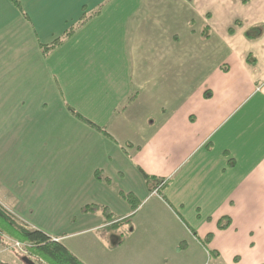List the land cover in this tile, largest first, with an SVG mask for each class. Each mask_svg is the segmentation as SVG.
<instances>
[{
    "label": "crops",
    "instance_id": "1",
    "mask_svg": "<svg viewBox=\"0 0 264 264\" xmlns=\"http://www.w3.org/2000/svg\"><path fill=\"white\" fill-rule=\"evenodd\" d=\"M235 1L230 4L235 9L217 12L216 7L196 6L195 0H148L142 10L132 2L127 6V0H120L118 6L113 5L115 0H18L20 5L0 0V205L17 223H25L18 224L40 229L65 244V236L36 228L27 215L45 198L50 176L46 174L53 169H47L44 153L55 161L63 148L62 138L69 137L76 143L75 151L92 156V143H88L94 141L93 129H84L86 146L72 137V122L78 121H51V116H43L47 121H34L37 129L31 131L33 117L29 108L25 111L19 105L25 89L17 77L29 47L52 43L85 13L95 15L63 43L71 44L72 56L85 46V61H100L105 71L101 77L118 79L112 81L118 102L113 120L102 133L109 158L106 167L91 169L95 186L89 188L86 181L79 186L78 180L73 184L71 215L74 221L77 213L83 216L81 228L69 235L96 232L104 242L109 230L125 228L140 212L149 218L158 206L170 217L173 241L187 233L201 249L199 241L216 232L222 217L233 220V208L264 201V0ZM108 62L113 63L107 67ZM15 108L23 111L21 121L14 117ZM110 144L117 153L110 154ZM24 151L29 160L22 163L21 171V162L15 161L22 159ZM180 170L185 180L196 172L203 175L195 174L199 181L189 189L184 181L166 193L151 188L144 176L159 172L176 177ZM130 172L143 176V183L126 184ZM57 173L55 168L53 175ZM200 181L205 183L202 187ZM179 186H186L180 187L182 198H187V192L198 197L200 206L218 208L208 210L203 220L200 213L192 223L186 199L179 202ZM91 204L99 208L88 209ZM203 225L206 231L201 230ZM0 229L4 233L0 234V264H26L12 245L13 235ZM123 244L104 243L103 255L122 264L125 255L114 256L121 254ZM67 248L80 258L79 248ZM137 253L145 262L151 259L143 249Z\"/></svg>",
    "mask_w": 264,
    "mask_h": 264
},
{
    "label": "rangeland",
    "instance_id": "2",
    "mask_svg": "<svg viewBox=\"0 0 264 264\" xmlns=\"http://www.w3.org/2000/svg\"><path fill=\"white\" fill-rule=\"evenodd\" d=\"M115 1L116 3H111V5L118 6L120 0ZM130 2L136 6L139 4V10H142L147 8L148 0H127L126 5L129 6ZM195 2L196 6H203L202 8H208V10L216 7L217 12H219L225 7L234 8V5L230 4L236 1L195 0ZM237 11L238 8L235 13ZM223 15L224 12L222 17ZM218 17H221V15ZM79 29H76L74 33H77ZM70 37L68 36L65 41ZM62 44L63 47L61 49L63 50L60 52L61 49H58L59 52L56 56L52 55L51 52L53 50L44 51L42 46H38V49L34 46L29 47L24 57L26 61H20L21 67L19 69V71L26 73L20 72V76L17 77H20L18 84L25 89L24 99L19 101V105L21 108L24 105L25 111L29 108V117L32 115L33 121H30L28 116H24V119L31 122V131L37 129V126L33 127L34 121H47V119L44 120L43 116L46 118L51 116V121H78L76 124L72 122V137L77 138L79 146H86L87 132L84 129H93L94 141H89L88 143L89 146L92 143V156L90 152L81 154L79 151H75L73 147L76 146V143L69 137L62 138L63 148L60 153L57 152L55 161L54 158L49 157L47 152L44 153L43 161L47 169H53L51 170L52 172L46 174L50 176L45 181V198L41 200L38 209H35L31 215H27L30 218V223L34 224L36 228H44L50 231L51 234L65 236L66 247L79 248L81 251L79 256L81 259H79L84 262L87 259V264H119L118 259L113 260V257L108 259L107 256L103 255L106 253L103 248L105 246L104 243L108 242L112 247L113 244L119 241L124 242L125 245L123 244L121 247V254L118 253L114 257L125 255L126 260L122 261V264H264V201L246 208L240 206L233 208V220L230 224L224 228L218 227L216 232H213L214 229L211 230L213 232L211 235L214 236L212 237L214 240H212L213 243L211 242L212 245H210L208 238L206 239L205 237L200 240L201 242L199 241L202 245V250L198 248L197 242L187 233L178 235L179 237L175 241H178V243H175L173 237L169 234L172 224L170 217L158 206L156 208L157 211L149 218L143 216V212H140L134 218V222L123 225L125 228L106 230L109 233L107 240L104 242L98 238L96 232L91 234L80 233L78 236L75 234L69 235L81 228L80 218L83 216L82 213H77L76 221H74V215H71L74 208L75 191L73 184L78 180L79 186L84 181H86L85 184L89 185V188L93 184L95 186L97 182L96 180L95 182L93 181L92 176L94 175L91 173V169L105 168L106 163L109 161V158H106L107 153L101 140L103 141L104 138L102 133L105 134L110 121L113 120V114H115L113 108L118 102V94H116V86H112V81L118 79L101 77L100 74H105V71L101 68L103 65H101L100 61H96L94 64L91 61H85L84 54L87 51H85V46L77 53V56H72L70 52L71 44ZM61 45L57 48L61 47ZM112 63L108 62L106 66L108 67ZM119 80L122 79L119 78ZM18 84L13 80L14 87L17 88ZM9 85H11V81H9ZM44 102L46 103V108L43 107ZM14 111V117L21 121L20 117L23 111H17L16 108ZM24 114L26 115L25 112ZM88 121H92V124ZM74 129L76 130L75 134ZM34 144L35 142L31 143V145ZM110 145V154L117 153L112 144ZM15 149L20 150L18 146ZM22 151L19 152V155L23 153ZM21 155L22 159L15 161V163L19 165L21 162L20 170L22 171V163H26L25 160L29 159H26L27 152L24 151V154ZM37 162L39 163V161ZM125 166L127 167L126 162ZM55 168L58 173L53 175ZM74 168L78 172L77 175L73 170ZM25 169L27 170L28 167ZM157 173L150 174V180L146 179V181L151 188L155 186L158 189L160 188V193H166L172 189L176 190V185L178 183L182 185L184 181L187 182V189H189L190 184H197L196 182L199 181H195L194 176L203 175L200 172H196V175H188L185 180V177L181 176L182 170L176 177H174L176 174H173L169 178L166 175L168 173ZM131 181L133 183L137 182V184L139 182L143 183L144 178L135 172H130L127 174L125 183L131 184ZM137 184H134V186L137 187ZM200 184L202 187L205 183L200 181ZM209 184L212 183L209 181ZM180 187L186 188V186H179L177 194L180 197L179 202L186 199V210L191 215L189 220L192 223L196 222L198 217L201 216L200 213L203 220L206 218L208 210L212 211L218 208L216 205L200 206L201 201L197 199L198 197L188 195L189 193L187 192L185 195L187 198H182L184 196L183 189H180ZM78 193L81 195L82 191L80 190ZM221 206L223 205L221 204ZM221 208L225 209L224 207ZM177 210L179 211V209ZM246 212H248V216L245 215ZM185 217L187 218V214ZM227 217L231 219L229 216H224L220 219L219 225L215 221L214 223L216 226L224 225L227 223ZM18 223L25 225V223L19 221ZM0 226L13 235V247L21 255L30 256L27 244L18 236H15L14 233L16 231L14 232L11 226L2 218H0ZM205 226L201 230L206 231L207 228ZM149 231L153 233L151 236L146 233ZM132 232L134 236L131 238L130 234ZM53 239L63 243L59 238ZM16 242H19L24 247L26 253L21 251L18 246H15ZM177 245L179 247H176ZM142 249L147 252L146 257H151L148 262H145L141 254L137 253L142 251ZM216 251H219V253ZM132 253L135 254L133 255ZM31 257L38 262V258ZM38 264L48 263L39 261Z\"/></svg>",
    "mask_w": 264,
    "mask_h": 264
},
{
    "label": "trees",
    "instance_id": "3",
    "mask_svg": "<svg viewBox=\"0 0 264 264\" xmlns=\"http://www.w3.org/2000/svg\"><path fill=\"white\" fill-rule=\"evenodd\" d=\"M12 1L17 5H20L18 0H12ZM94 15L95 13L93 14L85 13L82 16V18L75 25L71 26L61 37L55 39L50 44L47 45L42 44L41 46L44 49V51L48 50L49 52L60 46L68 36L73 35L76 29L82 27ZM231 30H233V28H231ZM88 122L92 124V121H88ZM144 176L148 181L150 180V177L147 174H144ZM87 208L95 211L99 208V206L97 204H91L88 205ZM0 217H2L8 223V225L12 226L16 230V232L14 233L15 236H18L22 241H24L27 244V249L29 251L30 256L28 255H24V256H28L31 259H33L31 256H34L38 258V262L41 261L42 263L46 262L48 264H85L77 256H75L66 247L65 244L61 243L58 240H54L44 231L40 229H33V230L27 229L22 225L18 224L13 219L12 215L1 205H0ZM227 219H228L227 223L224 225H220L219 227L224 228L225 226H228L231 222V219H229L228 217ZM119 222L120 221H117L114 224H119ZM0 232L1 234H4L3 231L0 230ZM211 236L212 235L210 234L208 239H210Z\"/></svg>",
    "mask_w": 264,
    "mask_h": 264
},
{
    "label": "water",
    "instance_id": "4",
    "mask_svg": "<svg viewBox=\"0 0 264 264\" xmlns=\"http://www.w3.org/2000/svg\"><path fill=\"white\" fill-rule=\"evenodd\" d=\"M22 259L26 264H38L35 260L31 259L28 256H23Z\"/></svg>",
    "mask_w": 264,
    "mask_h": 264
},
{
    "label": "built area",
    "instance_id": "5",
    "mask_svg": "<svg viewBox=\"0 0 264 264\" xmlns=\"http://www.w3.org/2000/svg\"><path fill=\"white\" fill-rule=\"evenodd\" d=\"M0 234H1V232H0ZM55 240H56V239H55ZM15 246H18V247L21 249V251H23V252L26 253V251H24V247L21 246V244H20L19 242H16V243H15Z\"/></svg>",
    "mask_w": 264,
    "mask_h": 264
}]
</instances>
